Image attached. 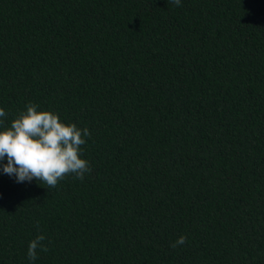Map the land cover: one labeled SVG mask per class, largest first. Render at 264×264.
Segmentation results:
<instances>
[{"label":"trees","instance_id":"1","mask_svg":"<svg viewBox=\"0 0 264 264\" xmlns=\"http://www.w3.org/2000/svg\"><path fill=\"white\" fill-rule=\"evenodd\" d=\"M30 102L91 172L0 168V264H264V0H0L3 126Z\"/></svg>","mask_w":264,"mask_h":264},{"label":"clouds","instance_id":"2","mask_svg":"<svg viewBox=\"0 0 264 264\" xmlns=\"http://www.w3.org/2000/svg\"><path fill=\"white\" fill-rule=\"evenodd\" d=\"M175 6L181 0H169ZM35 103L25 105V110L3 126L0 119V168L4 174L14 177L16 182L40 181L47 188H55L67 176L83 180L91 172L89 162L81 158V146L91 133L88 128H79L75 123H64L58 114L48 110H37ZM6 117L0 107V118ZM37 227H39L37 225ZM41 232L29 241L27 258L37 259L38 252L49 249ZM187 237L181 235L171 244L172 248L182 246Z\"/></svg>","mask_w":264,"mask_h":264}]
</instances>
